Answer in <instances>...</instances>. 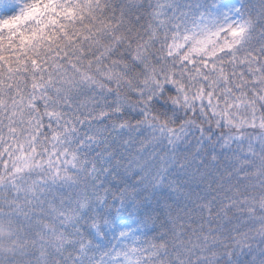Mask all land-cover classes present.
<instances>
[{
    "label": "snow or ice",
    "instance_id": "6c2138e0",
    "mask_svg": "<svg viewBox=\"0 0 264 264\" xmlns=\"http://www.w3.org/2000/svg\"><path fill=\"white\" fill-rule=\"evenodd\" d=\"M0 264H264V0H0Z\"/></svg>",
    "mask_w": 264,
    "mask_h": 264
},
{
    "label": "clouds",
    "instance_id": "9594fccd",
    "mask_svg": "<svg viewBox=\"0 0 264 264\" xmlns=\"http://www.w3.org/2000/svg\"><path fill=\"white\" fill-rule=\"evenodd\" d=\"M4 235H8V233H6V232L0 230V236H4Z\"/></svg>",
    "mask_w": 264,
    "mask_h": 264
},
{
    "label": "trees",
    "instance_id": "16d2710c",
    "mask_svg": "<svg viewBox=\"0 0 264 264\" xmlns=\"http://www.w3.org/2000/svg\"><path fill=\"white\" fill-rule=\"evenodd\" d=\"M0 230H2V231H4V232L8 233L7 230H3V229H0ZM0 237H7V235L0 236Z\"/></svg>",
    "mask_w": 264,
    "mask_h": 264
}]
</instances>
